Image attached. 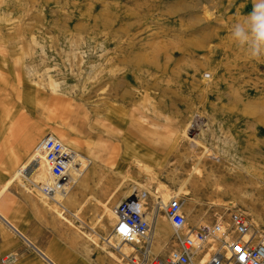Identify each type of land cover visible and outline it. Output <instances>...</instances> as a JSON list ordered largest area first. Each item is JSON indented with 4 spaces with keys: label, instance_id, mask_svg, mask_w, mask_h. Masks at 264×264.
Wrapping results in <instances>:
<instances>
[{
    "label": "rangeland",
    "instance_id": "1",
    "mask_svg": "<svg viewBox=\"0 0 264 264\" xmlns=\"http://www.w3.org/2000/svg\"><path fill=\"white\" fill-rule=\"evenodd\" d=\"M256 2L0 0V149L6 154L0 156V172L8 174L0 178L1 182L10 176L14 166L28 157L47 132L63 126L76 140L98 146V154L108 165L102 169L101 188L95 189L98 178L89 177L83 187L76 186L74 198L80 191V199L92 193L102 202L112 197L111 206L116 208L125 198L138 197L143 213L147 214L153 209L154 201L146 189L157 192L155 187L159 182L180 199L190 226L211 225L239 212L248 218L252 232H256L254 226L258 225L264 236V186L259 181L256 185L248 184L247 175L225 159L236 152H244L243 164L263 165L260 162L264 157V57L249 58L231 35L233 25L252 13ZM148 56L160 57L162 71L166 72L160 85L169 88L164 101L174 102L180 116L165 114L171 121L161 120V123L172 125L192 114L200 127L185 132L180 141L181 146L177 149L179 154H185L183 165L179 162L181 156L177 149L160 154L166 162H159L156 167L157 182L128 164L119 170V174L112 173L115 167L111 165L108 151L117 144L115 133L107 135L100 126L91 125L84 108L88 105L86 97L91 83L95 81L91 79L90 71H95L93 76L98 77L95 85L98 89L106 58L125 59L128 66L127 63L116 66L125 72L134 71L135 59ZM207 80L219 82L223 93L221 99L215 97V92L203 95L205 99H202L203 89L194 86L203 87ZM252 109H256L255 113L250 111ZM123 126L128 128V125ZM139 126L142 127L133 130L135 144L148 149L163 148V142L180 135L173 127L141 123ZM190 142H194L193 146ZM75 150L88 156L84 146ZM213 153L220 159L216 160ZM124 154L130 158L134 152L125 151ZM220 181L223 185L232 182L235 194L242 193V196L218 198L215 186L221 184ZM16 188L24 194L22 188ZM219 199L225 205L222 208L212 204ZM80 202L75 201L76 205ZM11 203L6 200L5 209ZM70 206L74 213L75 206ZM49 212L54 214L53 210ZM80 212V219L86 225H80L68 212L64 217L72 225L57 218L75 240V245L68 251L71 256L66 257L68 263L75 264L84 256L83 260L88 264H114L100 250L102 241L96 238L98 234L107 236L114 227L107 223L104 231L101 224H97L102 206L89 199ZM162 217L164 224L157 228L161 242L156 243L157 248H152L154 256H158L157 249L169 239L170 246L161 256L173 246L174 232L165 211H162ZM166 230L169 235L162 232ZM0 234L18 238L1 219ZM262 235L257 240L263 239ZM90 236L96 238L97 244L91 242ZM118 257L122 258L119 254ZM7 258L9 264H18L16 260L20 256L2 250L0 264ZM123 262L129 264L127 259Z\"/></svg>",
    "mask_w": 264,
    "mask_h": 264
},
{
    "label": "bare ground",
    "instance_id": "2",
    "mask_svg": "<svg viewBox=\"0 0 264 264\" xmlns=\"http://www.w3.org/2000/svg\"><path fill=\"white\" fill-rule=\"evenodd\" d=\"M206 14L208 16L211 15V13L209 12H207ZM135 62L136 63L134 66L135 67L134 71L128 70L122 72L118 70L116 66H118L121 63L126 64L127 62L125 59L112 58V57L108 59L106 58L104 60V69H102V73H101L100 88L98 89L97 87H95L96 78L98 77L93 76L95 71L94 72L90 71V74L93 77L91 79L95 81L91 83L90 92L86 97V99L88 100V105L84 107L85 115L86 118L90 120L91 125H94V127L95 125L100 126L103 130V133L107 135H113L115 133L117 144L113 147L112 151H108L110 156L109 159H112L111 165L113 164V166L115 167L114 170L112 171L114 175L119 174V170L125 164H128L130 167L134 166L135 168L145 173L150 180L157 182L158 173L156 167L160 165L159 162L160 163L162 161L166 162V160L160 158V154L164 153L165 150L177 149L179 146H181L180 141L183 139V135L185 132L190 133L192 131H196L200 127L198 126V124L195 123L196 120L194 121V116L192 114L191 115L189 114V117L187 118L184 119L182 118L177 120L178 122H175L172 125L167 126L162 124L161 120L171 121L165 117V114L168 113H169L168 115L176 114L178 118L180 116H179V112L176 110L175 106L173 105L174 102H169L167 100L164 101V99L166 98V92L169 88L160 85V82L165 79L163 76L164 73H166L165 71H162L164 70V68L162 66L161 59L159 56H148L147 58H137L135 59ZM129 65H131V63H129ZM205 84L206 85L203 87H200L198 85L194 86L195 89L197 88L203 89L202 92L203 94H201L202 99L203 98L205 99L203 95L214 92L216 98H220L223 96L219 82L213 80L212 81L207 80ZM98 92L99 94L97 95ZM96 97H99V99H95ZM256 109H252L250 111H253V113H255ZM140 123L143 125L146 124L147 126H153V127H160V126L173 127V129H175L174 132L180 135H177L175 136V138L173 137L172 139L169 140L167 139L165 142H163L162 143L163 148H158V147L149 148L154 151L152 152L148 148L146 147L144 148V145L135 144L134 138L136 137L135 136L136 134L133 132V130L134 129L138 130L137 127L141 128L142 126H139ZM123 125H128V128H125ZM47 133H51L55 135L66 146L72 148L73 150L75 149L78 150V148L83 146L88 150V156L86 157L81 153H79L80 166L72 169L70 172L71 179L73 183H76V185L70 190L65 189L63 192L58 193L55 197L52 198L47 195L44 196L43 194H41L40 190H37V188L34 186L36 183L37 184L41 182L50 183L52 182V178L50 177L45 160L39 152H36V154L30 157L33 150L37 147L36 144V146L34 147L32 152L28 155V157L21 164L13 167L10 176L3 182H1L2 180H0V205L3 202H5V200H7V196L12 194L11 192L13 189H17L16 187L18 188L20 187L24 190L23 191L24 194L25 193H27L28 195L31 194L38 199V209L42 208L43 211L53 210L55 216L60 217L63 220H66L67 222H69V224L72 225V223L64 217L65 212H68L70 213V215H72V217L75 220L79 222L80 225L83 226L86 224L84 221H82V219H80L79 216L81 213L80 211L84 209L87 203H89V199L90 200L93 199L95 201V204L102 206V212L98 216V220L96 221L97 224H101L100 226L102 227V229H104V231L107 228L106 227L107 223L115 226L118 221V215H117L118 207L123 201L130 198H125V200H122L116 206V208H114L111 206L112 197L102 202L98 195L96 194L92 195L93 194L92 193L90 196H86L84 200L80 202L78 205H76L75 201L74 204H70L74 200L73 192H75L74 190L76 186L77 188L83 187L84 183L89 177L98 178V181L95 184L96 190L101 188L103 184V180H101L100 176L102 173V169L104 167H107L108 165L106 161L103 159V157H101L98 154L97 151L98 146L96 147L92 145L91 142L87 143L76 140L73 137V135L70 132H68L63 126H58V129L54 130V132H47ZM189 144L193 146L194 142H190ZM125 151L126 152L132 151L134 152V155L130 158H128L129 156L124 157V155H126L124 154ZM177 153L179 154V150ZM180 156L181 158L179 162L182 164L185 154L184 153L183 155L179 154V157ZM244 156H245L244 152L242 153L236 152L235 154H231L230 158L226 157L225 159L231 162L235 167V169H239L240 171H242L247 175L249 182L248 184H250V182L251 183L253 182L256 185V181L257 182L259 181V183H261V185L264 186V157L261 158L262 161L260 162V164H263L262 167L261 165H258L256 163H252L250 165L243 164V161L245 159ZM36 158H38V160L36 161V163H33L32 161H34ZM214 158L216 160L220 159L215 154H214ZM256 159L259 160L260 158H256ZM105 178L108 179L107 177ZM214 181H215L214 183L217 184L216 183L217 180L215 179ZM220 182L221 184L215 186L216 196L218 198L225 196H229V197L236 196L238 198L240 194L242 196V193L235 194L234 191L235 189L233 190L235 186L233 187L232 182H224L225 185L222 184V181ZM155 188H157L158 190L157 192H153V190H151L150 188L146 189L147 192L152 196L154 201V207L151 210V212L145 214L146 219L149 221L150 224V230L144 240L149 242V244L151 245L150 246L151 249L149 253L151 256H154V254L152 253V248H155L157 246L156 243L161 242L158 240L160 238V232L158 231L159 229L158 227L164 224L162 211H165L168 202L171 199L175 198V195L169 192L168 189L164 188V186L161 183L158 182ZM241 191H243V189ZM213 192L215 194V191ZM216 196L214 195V197ZM212 204L218 208H222L225 206L223 205V202L220 199L214 201ZM70 205L73 206L76 205L74 213L71 212L69 208ZM231 205L235 206L236 204H231ZM0 219L5 223V225H7L9 228L17 232V228L15 224L10 220V218H8L6 214H4L1 211V209H0ZM254 228L256 229V232L255 231L252 232L253 230L252 228L250 229L249 233L252 234L255 242H257L259 241L257 239L258 238L260 239L262 234H260L259 232L258 225H255ZM113 230L110 233H107L106 234L107 236H103L99 234L96 236L93 233L92 234L93 236H96L97 239L102 241V245H99L100 250L102 252H105L114 264H125L123 262V259H128L130 255L136 252V249L133 245L123 242L116 234H114ZM258 234H260L259 235L260 237L258 236ZM93 236H90L89 239L91 240L92 243L97 244L96 243L97 240L95 237L93 238ZM169 242L170 239L167 242H165L163 245H161L160 248L157 249L156 253L158 256H160V254H162L165 251L166 246L167 244H169ZM113 251L115 253H118L123 259L118 257V254H115Z\"/></svg>",
    "mask_w": 264,
    "mask_h": 264
},
{
    "label": "built area",
    "instance_id": "3",
    "mask_svg": "<svg viewBox=\"0 0 264 264\" xmlns=\"http://www.w3.org/2000/svg\"><path fill=\"white\" fill-rule=\"evenodd\" d=\"M36 152L43 156L52 178L50 183L34 185L41 194L52 198L76 185L70 172L80 166L79 152L51 133L44 135L30 157ZM165 214L174 232L173 246L164 256H151V245L144 240L150 224L139 198H130L120 204L113 232L123 242L135 247L136 252L127 259L129 264H264V238L255 242L249 233L248 218L242 213L234 212L228 220L194 227L188 224L180 199L173 198L168 202ZM9 263V258L3 260V264Z\"/></svg>",
    "mask_w": 264,
    "mask_h": 264
},
{
    "label": "crops",
    "instance_id": "4",
    "mask_svg": "<svg viewBox=\"0 0 264 264\" xmlns=\"http://www.w3.org/2000/svg\"><path fill=\"white\" fill-rule=\"evenodd\" d=\"M0 156H6L4 149H0ZM7 176L8 174L0 172V178ZM81 192L77 193L70 204L84 199H80ZM11 193L7 196V200L12 202L10 207L5 209L3 204L6 200L0 206L4 209L1 211L15 224L17 232L13 229L12 231L18 238L13 239L9 234H0V252L3 250L18 253L20 256L19 260H16L18 264H71L66 257L71 256L68 251L75 245V240L70 238L68 229L62 227L58 217L47 210L43 211L41 207L38 209V201L34 197L21 194L17 189H13ZM164 233L169 235L167 230ZM83 257L77 259L75 264H88V261L84 262Z\"/></svg>",
    "mask_w": 264,
    "mask_h": 264
},
{
    "label": "clouds",
    "instance_id": "5",
    "mask_svg": "<svg viewBox=\"0 0 264 264\" xmlns=\"http://www.w3.org/2000/svg\"><path fill=\"white\" fill-rule=\"evenodd\" d=\"M232 39L249 58L264 57V0H257L254 10L243 21L233 25Z\"/></svg>",
    "mask_w": 264,
    "mask_h": 264
}]
</instances>
